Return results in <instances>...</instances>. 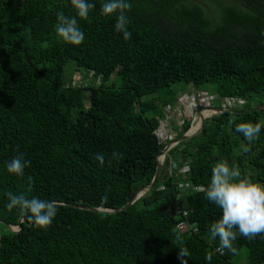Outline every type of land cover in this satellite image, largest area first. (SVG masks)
<instances>
[{"label": "trees", "instance_id": "1", "mask_svg": "<svg viewBox=\"0 0 264 264\" xmlns=\"http://www.w3.org/2000/svg\"><path fill=\"white\" fill-rule=\"evenodd\" d=\"M199 1L209 13L191 0H130L126 41L115 30L117 15L101 14L106 0H88L89 19L77 16L85 39L73 45L56 32L58 12L76 16L71 0H0V264H264V234L238 235L236 254L218 251L210 228L222 210L205 191L180 193L173 175L122 211L77 207L118 209L150 183L161 149L152 134L157 117L188 88L240 98L243 108L211 116L171 150L175 162H190L183 184L206 189L222 160L264 183V127L251 143L236 131L241 123L264 125V110L245 112L264 99V0ZM68 61L92 70L99 84L72 85L63 76ZM114 151L123 159H112ZM21 153L31 161L24 177L6 167ZM8 192L63 206L40 228L7 207ZM176 207L196 232H178ZM20 219V231L6 227Z\"/></svg>", "mask_w": 264, "mask_h": 264}, {"label": "clouds", "instance_id": "2", "mask_svg": "<svg viewBox=\"0 0 264 264\" xmlns=\"http://www.w3.org/2000/svg\"><path fill=\"white\" fill-rule=\"evenodd\" d=\"M71 5L76 10V16H67L62 11L58 12L56 32L64 42L81 45L85 39L84 33L80 30L77 16L83 20L89 19L90 12L95 8L88 0H71ZM130 0H106L101 8L104 16L117 15L115 30L122 32L124 39L130 40L131 32L127 30L129 19L126 15L131 10ZM264 127L261 123H241L237 125L236 131L244 135L249 143L254 141ZM244 151H250L245 147ZM101 165L105 162L103 154L95 157ZM112 159L120 161L123 153L113 152ZM31 164L30 160H25L23 154H18L6 165L9 173L19 177H24L26 167ZM26 183H34L31 176L27 177ZM205 191V198L214 203L222 210V216L214 222L210 228L211 239L219 238L220 247L218 251L228 250L232 254L237 253V248L233 242L238 235L246 238H254L264 234V183L254 182L250 178L242 177L240 170L235 166H230L228 161L222 160L215 164L212 169V176ZM9 203L7 207L11 210L18 208L22 215H27L28 219L40 228L51 226L53 219L57 216L58 208L62 207L60 201H46L38 197L27 198L23 194L14 195L7 193ZM107 200V196L102 198V202ZM188 250L181 248L179 255L181 258L188 256ZM212 253L206 255V260H212ZM186 264V260H184Z\"/></svg>", "mask_w": 264, "mask_h": 264}, {"label": "built area", "instance_id": "3", "mask_svg": "<svg viewBox=\"0 0 264 264\" xmlns=\"http://www.w3.org/2000/svg\"><path fill=\"white\" fill-rule=\"evenodd\" d=\"M93 74L92 70H87ZM85 71V72H87ZM91 74H89L91 76ZM74 85V84H72ZM238 105H243V100L237 97H218L210 95L204 90H192L191 92H180L177 94L172 104H167L161 112V116L157 117V126L152 134L156 141L161 145V149L156 156V161L160 162V166H165L168 176L173 175L176 178V187L183 192L184 187L189 193L201 191L202 186L192 187L189 184H183V179L189 170V161L177 163L170 156L171 150L178 145L177 138L183 134L196 136L200 128V115L204 110L207 115L204 119L219 114V110L234 111ZM188 123L187 129L181 134L178 133L182 127ZM192 132L190 133V131ZM162 155L160 160L158 157ZM160 189L163 187L160 186ZM204 189V188H203ZM174 212L183 219L176 224V229L180 234H192L197 231L196 224L188 221L187 210L176 207Z\"/></svg>", "mask_w": 264, "mask_h": 264}, {"label": "rangeland", "instance_id": "4", "mask_svg": "<svg viewBox=\"0 0 264 264\" xmlns=\"http://www.w3.org/2000/svg\"><path fill=\"white\" fill-rule=\"evenodd\" d=\"M212 11V10H211ZM213 12V11H212ZM214 13V12H213ZM215 15L212 14V17H214ZM172 29V32L175 33V32H178V27H173L171 28ZM91 74V72L87 71L85 72L84 70H79V71H76L75 70V66H74V63L72 61H68L66 63V65L64 66V70H63V76L67 79V78H70V82L71 84H74V85H81V86H89V85H98L99 82H100V78L97 76L95 77L94 76V73L91 74V76L89 75ZM111 80H114V74H111L110 76V81ZM67 81L64 82V83H61L62 87H66L67 85ZM192 88H188L187 89V92H191ZM207 91V90H206ZM208 94H210L209 92H207ZM211 95V94H210ZM253 103L254 104V107L255 106H258L260 104H264V99H259V100H255ZM243 108V105H238L235 110H240ZM210 118V117H209ZM209 118H206V119H209ZM204 119V121L206 120ZM243 146V144L241 142H239L238 144V149L241 148ZM236 148V149H237ZM168 175V171L166 168H164V170L161 171V173L158 175L157 177V181L161 180L162 178L164 177H167ZM146 193V192H145ZM144 194V193H143ZM142 194V195H143ZM242 253L244 254V251H242ZM244 262V259H241L237 264H242Z\"/></svg>", "mask_w": 264, "mask_h": 264}, {"label": "water", "instance_id": "5", "mask_svg": "<svg viewBox=\"0 0 264 264\" xmlns=\"http://www.w3.org/2000/svg\"><path fill=\"white\" fill-rule=\"evenodd\" d=\"M218 110H219L220 113L225 111V110L220 109V108H218ZM260 110H264V104H260L258 106H255L252 109H249V110H247L245 112L252 113V112H256V111H260ZM203 122H204V118L200 115V128H199L198 133L201 131ZM191 137H192L191 135L183 134V135H181L180 137L177 138V142L186 141V140L190 139ZM160 169H161L160 162L157 160L156 161L155 172H154V175H153L152 180L150 181V183L147 186L139 189L138 192L134 195V197L131 200H129L125 205H123L122 207H120L118 209L106 210V209H101V208H88V207H82V206H77V207L81 208V209L95 211V212L113 213L115 211H122L126 207L131 205L136 199H138L140 196H142L143 193L147 192L154 185V183L156 182V179H157V177L159 175ZM21 221L22 220L20 219L16 226H11V225L6 224V227L9 228L13 232H18L21 229V226H20V222Z\"/></svg>", "mask_w": 264, "mask_h": 264}, {"label": "flooded vegetation", "instance_id": "6", "mask_svg": "<svg viewBox=\"0 0 264 264\" xmlns=\"http://www.w3.org/2000/svg\"><path fill=\"white\" fill-rule=\"evenodd\" d=\"M191 1L195 2V4H197V5H199L201 8H203L205 12L207 11V12L209 13V7H208L207 5H205L204 3H202V2L199 1V0H191Z\"/></svg>", "mask_w": 264, "mask_h": 264}, {"label": "bare ground", "instance_id": "7", "mask_svg": "<svg viewBox=\"0 0 264 264\" xmlns=\"http://www.w3.org/2000/svg\"><path fill=\"white\" fill-rule=\"evenodd\" d=\"M201 114H202V117L205 118L206 115H207V111L204 110ZM199 123H200V122H199ZM191 132H192V130L190 131V133H191ZM158 158L161 160V159H162V155H160Z\"/></svg>", "mask_w": 264, "mask_h": 264}]
</instances>
